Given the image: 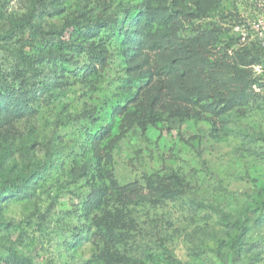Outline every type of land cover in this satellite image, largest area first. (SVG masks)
I'll return each mask as SVG.
<instances>
[{
    "label": "rangeland",
    "instance_id": "obj_1",
    "mask_svg": "<svg viewBox=\"0 0 264 264\" xmlns=\"http://www.w3.org/2000/svg\"><path fill=\"white\" fill-rule=\"evenodd\" d=\"M0 264H264V0H0Z\"/></svg>",
    "mask_w": 264,
    "mask_h": 264
},
{
    "label": "trees",
    "instance_id": "obj_2",
    "mask_svg": "<svg viewBox=\"0 0 264 264\" xmlns=\"http://www.w3.org/2000/svg\"><path fill=\"white\" fill-rule=\"evenodd\" d=\"M30 43V41H27ZM139 42L143 47L156 50L158 52L166 50L169 51L175 44H177L178 52L175 55H169L162 59H157L155 56L151 61V67L160 72L164 77L175 78L176 87L185 94H190L195 91L194 86L189 82L192 79V73L189 67L185 64L186 57H200L208 51L206 45L199 46V37H194L186 40H149L146 37H141ZM149 44V46H148ZM21 60L23 66L30 71L33 67L34 61L38 58L36 55H28L21 53ZM144 66V65H143ZM149 66V63H148ZM162 97L159 94L155 95V101L159 102ZM132 187L127 185L120 186L118 189L119 195L130 191Z\"/></svg>",
    "mask_w": 264,
    "mask_h": 264
}]
</instances>
